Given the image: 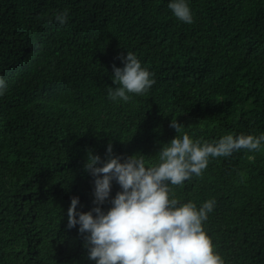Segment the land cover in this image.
<instances>
[{"label": "trees", "instance_id": "obj_1", "mask_svg": "<svg viewBox=\"0 0 264 264\" xmlns=\"http://www.w3.org/2000/svg\"><path fill=\"white\" fill-rule=\"evenodd\" d=\"M170 2L0 0V264H96L67 210L73 197L78 213L95 207L83 166L106 161L109 144L149 167L185 133L202 144L264 134V0H186L192 24ZM128 52L156 82L114 102L113 65ZM169 186L179 204L216 201L203 228L224 264H264V144ZM119 191L113 180L102 211Z\"/></svg>", "mask_w": 264, "mask_h": 264}, {"label": "clouds", "instance_id": "obj_2", "mask_svg": "<svg viewBox=\"0 0 264 264\" xmlns=\"http://www.w3.org/2000/svg\"><path fill=\"white\" fill-rule=\"evenodd\" d=\"M168 8L179 21L193 23L186 0H171ZM67 17L65 10L55 20L63 26ZM120 59L124 66L113 65L112 76L113 85L119 86L110 88L108 97L114 102H128L132 98L129 94L143 95L156 81L151 78L153 73L142 68L135 54L128 52ZM6 90V81L0 78V96ZM170 126L180 131L176 120ZM262 144L264 134H228L214 144H202L185 133L160 150L159 163L149 167L143 155L139 159L128 157L121 163L120 157H112L109 144L106 161L90 154L83 166L95 178V207L78 213L79 200L73 197L67 210V228L79 225V233H87L84 246L88 258L96 264H224L203 228L216 201L207 200L199 209L191 201L179 204L176 198H169V184L179 186L193 176H201L209 157H228L241 149L259 151ZM113 180L121 191L111 200L112 207L104 212L101 206L109 198Z\"/></svg>", "mask_w": 264, "mask_h": 264}]
</instances>
